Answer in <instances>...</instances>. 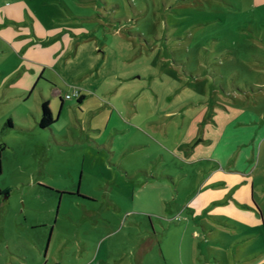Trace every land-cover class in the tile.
<instances>
[{"label": "rangeland", "instance_id": "1", "mask_svg": "<svg viewBox=\"0 0 264 264\" xmlns=\"http://www.w3.org/2000/svg\"><path fill=\"white\" fill-rule=\"evenodd\" d=\"M262 1L34 0L64 91L49 128L38 89L0 100V262L264 264ZM224 180L261 228L235 191L203 200Z\"/></svg>", "mask_w": 264, "mask_h": 264}, {"label": "crops", "instance_id": "2", "mask_svg": "<svg viewBox=\"0 0 264 264\" xmlns=\"http://www.w3.org/2000/svg\"><path fill=\"white\" fill-rule=\"evenodd\" d=\"M27 2H30V3L27 4ZM261 3H264V0ZM24 5L27 8L28 17H26L23 14ZM0 7H3V10L2 11L0 10V44L3 47H5L7 52L11 53L16 60L13 70L11 71H8V70L1 71L0 70V100L7 102L9 98H11V96L12 97L16 96L20 99H24L26 98L25 96L34 94L36 90L38 89L40 92V105L42 104V101L44 100H47L49 102V105H52L53 102L56 100L57 96L58 95L60 96V94L64 90L60 87V84L58 83L56 79L51 77V75L49 76L46 75L48 74L46 72H51L52 76L55 77L57 74L59 75L58 73L59 69L58 68L52 69L48 65H46L45 61L42 60L41 58L33 57L34 55L44 54L47 51L46 43L49 42V40H51V38L40 37L42 35L40 31L38 30V25L40 24V22L42 21L45 22L46 20L45 18L42 19L43 15H41L40 13L38 4H35L34 0H0ZM18 11H22L21 19H19L16 16ZM49 22H50V19H49ZM49 22H46V24L48 23V26H50ZM20 28H24V31H26V33L23 35H19V36L22 38H27L26 39L27 43L20 47H17L16 45H14L15 36L13 37V35L19 32L21 30ZM40 42L42 43V45H40ZM32 65H35L37 69L36 70L31 69L30 66ZM22 68H24L25 70L31 71L30 72L31 74L29 75L28 79L27 78L24 79L23 77L18 76ZM43 75L47 77L49 80H51V82H45V81L40 82ZM79 80L80 81L82 80V76L79 77ZM75 88L76 87L73 86V90ZM8 93H11V95L10 97H7L6 99L5 97ZM82 96H84L83 93H81L80 97ZM41 114H42V109H41L40 114H38L40 118H41ZM10 120L13 121V119H10ZM227 183H228L227 180H224L221 183H218V185L205 190L203 194V200L209 203L217 202L218 204H220L222 202H219V201L223 200L224 196L229 197L235 191V193L237 194L234 196L236 197L237 200H239V202L242 201L240 202V203H243L242 205H245L246 207H249L250 209H252L253 207V209L256 210V212L255 210H249L245 213L236 212L235 214L240 217V220L246 221L247 224L250 225V227L252 228L260 227L261 228L263 224L260 219L259 208L253 205L250 201V198L249 199L246 198L247 196L241 197L243 195V192L245 193V191L248 188V184H244L247 182L240 183L241 184L240 186H242V189L239 192L236 190H232L230 194L222 195L220 197L221 200L216 199L217 193H220L223 191L219 184H227ZM0 190L4 192V190H2L1 188ZM2 194H0V197ZM231 202L233 203V201ZM217 203H214V204H217ZM1 204L2 203H0V205ZM250 204L253 206L252 207L249 206ZM250 256L251 255H249V257L247 256V258L250 259ZM239 257H240V260L244 259L243 257H241V255H239ZM13 262L14 261H10L7 263L0 262V264H13Z\"/></svg>", "mask_w": 264, "mask_h": 264}, {"label": "trees", "instance_id": "3", "mask_svg": "<svg viewBox=\"0 0 264 264\" xmlns=\"http://www.w3.org/2000/svg\"><path fill=\"white\" fill-rule=\"evenodd\" d=\"M84 97L85 96L80 97L78 99V102L79 103L82 102ZM41 109H42V114H41L40 120L38 121V124L42 128H49L55 122V119H54L51 107L49 105V102L47 100L42 101ZM6 125L7 126H12V121L8 120ZM2 193L3 192L0 190V194H2Z\"/></svg>", "mask_w": 264, "mask_h": 264}, {"label": "built area", "instance_id": "4", "mask_svg": "<svg viewBox=\"0 0 264 264\" xmlns=\"http://www.w3.org/2000/svg\"><path fill=\"white\" fill-rule=\"evenodd\" d=\"M81 92L79 89H74L72 95H67V99H72L73 97L80 98Z\"/></svg>", "mask_w": 264, "mask_h": 264}]
</instances>
